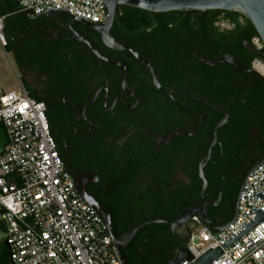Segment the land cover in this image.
Listing matches in <instances>:
<instances>
[{
    "label": "flooded vegetation",
    "instance_id": "af4514ba",
    "mask_svg": "<svg viewBox=\"0 0 264 264\" xmlns=\"http://www.w3.org/2000/svg\"><path fill=\"white\" fill-rule=\"evenodd\" d=\"M2 6L5 0L0 15ZM155 15L161 14L127 17L118 26L113 20L107 36L151 64L156 81L132 52L109 48L100 26L84 27L60 15H28L15 24L3 17L5 41L7 36L22 81L44 105L63 168L126 264L173 262L187 249L191 227L189 220L171 227L181 213L196 210L211 228L228 224L241 184L264 147V139L250 144L236 138L230 115L218 105L220 100L239 113L247 102H264L259 77L221 63L230 56L264 79L254 65L264 67L262 47L253 39L249 44L243 37L226 41L196 33L198 21ZM213 26L220 34L235 28L223 19ZM250 55L262 60L249 63ZM199 57L220 64L209 67ZM224 81L230 82L228 91L220 90ZM208 104L228 114L215 139L223 115ZM249 137H257L256 131Z\"/></svg>",
    "mask_w": 264,
    "mask_h": 264
},
{
    "label": "built area",
    "instance_id": "2783aa9c",
    "mask_svg": "<svg viewBox=\"0 0 264 264\" xmlns=\"http://www.w3.org/2000/svg\"><path fill=\"white\" fill-rule=\"evenodd\" d=\"M20 12L43 16L63 12L87 23L104 24L103 0H14ZM258 39H253V43ZM6 44L0 16V47ZM0 264H123L100 216L78 195L48 130L44 105L22 87H0ZM264 160L245 178L234 219L212 231L190 219L187 253L194 264L219 250L211 264H264ZM253 224V225H252ZM249 228V226H251Z\"/></svg>",
    "mask_w": 264,
    "mask_h": 264
},
{
    "label": "water",
    "instance_id": "95a60500",
    "mask_svg": "<svg viewBox=\"0 0 264 264\" xmlns=\"http://www.w3.org/2000/svg\"><path fill=\"white\" fill-rule=\"evenodd\" d=\"M1 1V0H0ZM106 9H107V18L104 22V24H93V23H87L80 19H75L63 12H56L53 10H49L47 13L44 14L46 18L54 17L55 15H60L63 17H66L69 19V22H77L81 24L84 27H88L89 25H97L102 28L100 30V33L102 34V38L104 39L106 45L109 48H112L114 50H127L132 52V54L135 56V58L144 66H146L152 76L155 80V72L151 64H149L146 60L143 58L137 56L134 51L129 49L123 44H120L118 41H115L107 36V29L112 25V22L115 17L116 7L117 6H126L133 9H138L144 12L152 13V14H164V13H186V12H193L195 16H199L201 13H205L208 11H221V12H234L240 14L242 17H244L249 24L253 27L255 30L258 39L262 45V48L264 49V0H103ZM78 42H84L78 37H74ZM246 48L249 52H251L254 55H259L258 52L253 51L247 44ZM93 50L92 48H90ZM262 58L264 60V53L262 54ZM199 60L203 62L205 65L209 67H215L219 66L220 63H216L211 59L199 57ZM221 63H227L236 69L242 71L245 74H254L257 77H259L263 87H264V79H262L256 72L248 69L241 63H239L237 60L230 56H225ZM116 65V63H114ZM209 105V104H208ZM213 110L223 115V119L215 126L213 129V138H216V132L218 129L222 128L226 122L228 121V114L222 110L219 107L209 105ZM5 145V136L0 131V154L3 151V147ZM264 160V154L260 157V159L255 163V165L248 171L247 175L254 170L262 161ZM246 175V176H247ZM245 176V178H246ZM202 179L203 177L200 176ZM244 178V180H245ZM243 180V182H244ZM242 182V184H243ZM241 184V186H242ZM205 187V184L203 185V188ZM237 205V201H236ZM236 213V208L233 214L232 219L229 221L231 222L234 219ZM193 215H196L199 217V219L202 221L203 224L207 225L209 222L204 219V217L196 210L190 211L188 214L181 213L179 218L176 220V222L171 226L172 228H177L184 222L188 221ZM264 218V214L259 215V219L261 220ZM253 225V224H252ZM249 226V228L252 227ZM225 226L218 227V228H211L208 227L212 231H221L223 230ZM139 228H136L129 233L123 235L121 237L122 242L127 243L130 239L133 238V236L136 234ZM108 233V232H107ZM110 236V234L108 233ZM119 243V240H118ZM115 247L118 250L119 258L121 259L123 264H126L124 259L121 256L119 245L113 242ZM124 245V244H122ZM220 255V251H212L204 256H202L199 260H197L194 264H211V260L213 258H217ZM183 260H190V256L187 253L186 249H180L178 255L176 256L175 260L171 262L170 264H178L179 262Z\"/></svg>",
    "mask_w": 264,
    "mask_h": 264
},
{
    "label": "trees",
    "instance_id": "16d2710c",
    "mask_svg": "<svg viewBox=\"0 0 264 264\" xmlns=\"http://www.w3.org/2000/svg\"><path fill=\"white\" fill-rule=\"evenodd\" d=\"M7 6H2L3 12L0 16L4 17L5 23H18L19 18L25 19L28 15L26 13L20 12L17 5L15 4L14 0H5ZM147 12L138 10V9H128L119 11L118 8L115 12L114 23L118 26V23L125 21V18L128 17L131 19H137L141 17V15H145ZM9 16L11 21L7 20V16ZM155 16H165L172 19H179L185 18L188 21H198L194 23V28L196 29V33L204 34V35H212L216 39H224L226 41H230V39H234L236 37H243L249 44L251 43L252 39H258V36L253 29V27L249 24V22L242 17L238 13L234 12H221V11H208L205 13H201L199 16H195L193 12H186V13H167ZM192 19V20H191ZM220 19L227 20L235 25L234 30L228 32L227 34H220L217 32V29L213 26L216 21ZM204 21V22H201ZM241 21V23H240ZM223 37V38H222ZM259 40V39H258ZM5 52H11V44L7 39L6 36V44L3 48ZM234 49H232L233 51ZM264 52V49L262 48ZM17 64L20 66L19 68L22 69L21 60L15 56ZM259 58L254 57L252 55L249 56V63L251 60ZM260 59V58H259ZM262 60V59H260ZM264 62V61H262ZM224 68H227L229 71H236L233 67L226 65ZM21 73V72H20ZM235 76V75H234ZM233 76V77H234ZM21 83L28 95L34 99L35 101L40 102L38 98H36L33 93L27 88L21 78ZM230 84L229 81H224L221 83V91H228ZM264 91V90H263ZM218 105H220L224 110L228 112L230 115L229 121V129L234 132V136L236 138H243L248 143L251 144L253 141H262L264 139V102L259 104L258 102H247L242 109H240L239 113L228 106L225 102L218 101ZM0 131L3 129L0 127ZM253 131H256L257 137L250 138L249 134ZM264 145V143H263ZM264 154V147L260 152H258V156L256 161L260 159V157ZM0 251L5 253V247L1 246Z\"/></svg>",
    "mask_w": 264,
    "mask_h": 264
},
{
    "label": "rangeland",
    "instance_id": "374dc122",
    "mask_svg": "<svg viewBox=\"0 0 264 264\" xmlns=\"http://www.w3.org/2000/svg\"><path fill=\"white\" fill-rule=\"evenodd\" d=\"M254 46L257 49L262 47L260 42H254ZM254 65L258 66L259 64L254 62ZM261 68L264 69V67ZM21 85V73L14 62L13 55L0 47V87L6 92H17ZM3 240L4 233L0 230V247L3 246Z\"/></svg>",
    "mask_w": 264,
    "mask_h": 264
},
{
    "label": "bare ground",
    "instance_id": "6f19581e",
    "mask_svg": "<svg viewBox=\"0 0 264 264\" xmlns=\"http://www.w3.org/2000/svg\"><path fill=\"white\" fill-rule=\"evenodd\" d=\"M262 66H256V69H258V71L260 72V73H262V74H264V69L263 68H261Z\"/></svg>",
    "mask_w": 264,
    "mask_h": 264
}]
</instances>
